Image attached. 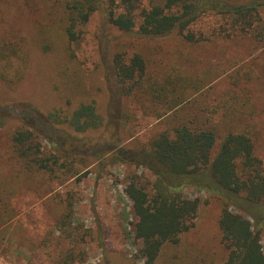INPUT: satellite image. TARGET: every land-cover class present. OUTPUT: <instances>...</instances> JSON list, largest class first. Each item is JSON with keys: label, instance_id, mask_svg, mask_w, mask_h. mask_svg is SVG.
I'll list each match as a JSON object with an SVG mask.
<instances>
[{"label": "trees", "instance_id": "1", "mask_svg": "<svg viewBox=\"0 0 264 264\" xmlns=\"http://www.w3.org/2000/svg\"><path fill=\"white\" fill-rule=\"evenodd\" d=\"M96 11L117 30L156 42L147 53L115 52L106 72L107 83L117 96L116 111H122L118 100L122 99L124 117L134 116L135 120L136 113L141 112L158 119L148 136L130 135V146L118 150L155 177L148 182L134 176L124 187L133 217L130 233L139 241L133 259L141 260V264H264L260 241L264 160L255 151V134L250 131L255 125L245 119L249 97L238 96L235 88L220 104L203 105L201 87L214 74L190 75L181 65L159 68L163 61L169 64L167 56L173 55L162 39L179 37L177 51L183 52L186 44L208 39L192 29L196 22L204 16L220 15L228 26L225 36L245 35L251 50L260 52L255 60L262 56L263 71L259 69L257 77L264 72V0H146L145 4L140 0H68L62 30L66 38L76 39V28ZM22 60L19 42L10 37L0 40V81L8 86L18 82L24 72L19 65ZM172 61L175 63L176 57ZM237 75L232 80L234 87L240 83ZM253 106L250 115L255 112V103ZM2 109L0 128L18 123L7 141L16 168L9 178L0 173V224H5L14 216L6 194L23 185L33 171L55 172L61 167L58 157L44 150L45 142H49L50 148L62 151L50 140L47 127L62 125V134L70 143L92 144L88 133L106 126L110 114L105 107L102 113L94 102L80 103L70 112L56 109L46 114L16 102ZM257 127L259 130L258 123ZM115 148L109 146L108 151ZM108 151L95 148L89 157L99 161ZM186 186L207 189L219 204L216 221L224 251L216 260L207 259L205 254L198 258L201 253L192 246L191 256H165L168 246L174 250L181 237L195 227L199 204L184 196Z\"/></svg>", "mask_w": 264, "mask_h": 264}, {"label": "rangeland", "instance_id": "2", "mask_svg": "<svg viewBox=\"0 0 264 264\" xmlns=\"http://www.w3.org/2000/svg\"><path fill=\"white\" fill-rule=\"evenodd\" d=\"M67 1L0 0V40L10 37L19 42L24 60L19 64L24 72L18 82L8 86L0 81V107L24 103L46 114L56 109L70 112L80 103L94 102L102 113L105 107L110 115L106 126L88 133L92 144L70 143L62 134V125L47 127L50 140L62 151L50 148L49 142H45L44 150L55 154L61 167L55 172L33 171L23 185L6 194L14 216L0 224V264H141V260L133 259L139 241L130 233L133 217L124 187L134 176L148 182L155 177L118 150L130 146V135L148 136L158 119L141 112L136 113L135 120L134 116L124 117L122 99H118L122 111H116V94L107 83L106 72L115 52L147 53L156 42L117 30L98 11L76 28L77 38L70 41L62 32ZM140 2L145 4L146 0ZM227 27L220 15L201 17L192 29L208 39L186 44L183 52L177 51L179 37L162 39L173 55L167 56L169 64L163 61L159 68L181 65L182 71L190 75L214 74L201 87L203 105L220 104L235 88L238 96L247 95L250 105L245 119L255 125L250 130L255 134V151L264 160L262 56L255 60L260 52L251 50L245 35L225 36ZM236 73L240 83L234 87ZM253 103L256 108L250 115ZM17 124L15 121L0 128V173L8 178L16 167L7 141ZM109 146L116 148L108 151ZM95 148L108 152L95 161L89 157ZM182 193L198 201V217L192 231L181 237L174 250L168 246L165 256H191L192 246L200 251L198 258L205 254L207 259L216 260L224 251L216 221V198L207 189L195 186H186ZM260 239L264 249V227Z\"/></svg>", "mask_w": 264, "mask_h": 264}]
</instances>
